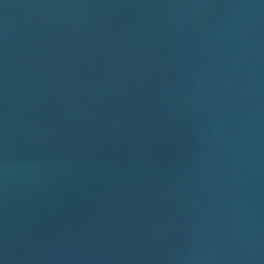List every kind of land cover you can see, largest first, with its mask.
I'll return each mask as SVG.
<instances>
[{
    "label": "water",
    "instance_id": "95a60500",
    "mask_svg": "<svg viewBox=\"0 0 264 264\" xmlns=\"http://www.w3.org/2000/svg\"><path fill=\"white\" fill-rule=\"evenodd\" d=\"M0 264H264V0H0Z\"/></svg>",
    "mask_w": 264,
    "mask_h": 264
}]
</instances>
